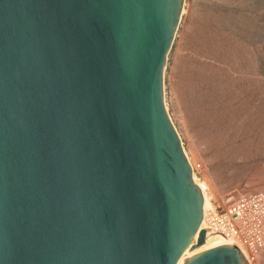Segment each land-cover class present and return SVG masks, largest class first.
Returning a JSON list of instances; mask_svg holds the SVG:
<instances>
[{"label": "water", "instance_id": "95a60500", "mask_svg": "<svg viewBox=\"0 0 264 264\" xmlns=\"http://www.w3.org/2000/svg\"><path fill=\"white\" fill-rule=\"evenodd\" d=\"M184 3L0 0V264H249L164 104Z\"/></svg>", "mask_w": 264, "mask_h": 264}, {"label": "rangeland", "instance_id": "374dc122", "mask_svg": "<svg viewBox=\"0 0 264 264\" xmlns=\"http://www.w3.org/2000/svg\"><path fill=\"white\" fill-rule=\"evenodd\" d=\"M163 97L209 207L264 190V0H185Z\"/></svg>", "mask_w": 264, "mask_h": 264}, {"label": "built area", "instance_id": "2783aa9c", "mask_svg": "<svg viewBox=\"0 0 264 264\" xmlns=\"http://www.w3.org/2000/svg\"><path fill=\"white\" fill-rule=\"evenodd\" d=\"M206 228L236 243L249 264L264 253V190L227 198L204 209Z\"/></svg>", "mask_w": 264, "mask_h": 264}, {"label": "bare ground", "instance_id": "6f19581e", "mask_svg": "<svg viewBox=\"0 0 264 264\" xmlns=\"http://www.w3.org/2000/svg\"><path fill=\"white\" fill-rule=\"evenodd\" d=\"M194 177V180L199 184L201 190H202V193H203V196H204V209H207L209 207V199L205 193V189H206V184L205 183H201V182H198L196 179V176L195 174L193 175ZM202 227H205V221H203L202 223ZM211 238H214L213 241L208 245L207 243L204 245V247L202 248H206V247H209V246H213L214 244H216L217 242H219L221 239H222V236L221 237H211ZM211 238L209 240H211ZM207 240V242L209 241ZM232 242V241H231ZM233 243V242H232ZM236 245V243H234ZM181 263V260L178 262V264Z\"/></svg>", "mask_w": 264, "mask_h": 264}]
</instances>
